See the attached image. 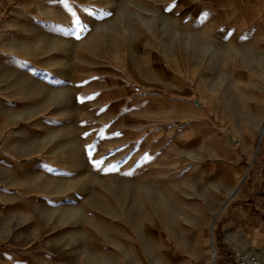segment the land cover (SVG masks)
<instances>
[{"label": "rangeland", "instance_id": "rangeland-1", "mask_svg": "<svg viewBox=\"0 0 264 264\" xmlns=\"http://www.w3.org/2000/svg\"><path fill=\"white\" fill-rule=\"evenodd\" d=\"M263 119L264 0H0V264H234Z\"/></svg>", "mask_w": 264, "mask_h": 264}, {"label": "built area", "instance_id": "built-area-1", "mask_svg": "<svg viewBox=\"0 0 264 264\" xmlns=\"http://www.w3.org/2000/svg\"><path fill=\"white\" fill-rule=\"evenodd\" d=\"M234 264H264V246H251L249 249L238 251Z\"/></svg>", "mask_w": 264, "mask_h": 264}, {"label": "crops", "instance_id": "crops-1", "mask_svg": "<svg viewBox=\"0 0 264 264\" xmlns=\"http://www.w3.org/2000/svg\"><path fill=\"white\" fill-rule=\"evenodd\" d=\"M263 126H264V119L262 120V123H261V125L259 126V130H260L261 132H262V127H263ZM235 190H236V192H235ZM238 190H239V187L234 188V189L231 191V193H230V197H229V199H231V198H233L234 196H236ZM213 215H215V216H214L213 223H212V228L214 229V226H215L214 222H215L216 218L219 216V212H215V213H213ZM216 215H217V217H216ZM212 246L214 247V244H213V243H212ZM213 247H212V248H213ZM245 249H247L246 246H245L244 249H242V250H245ZM212 256H213V251H212V253H211V258H210V260H211V264L213 263Z\"/></svg>", "mask_w": 264, "mask_h": 264}, {"label": "bare ground", "instance_id": "bare-ground-1", "mask_svg": "<svg viewBox=\"0 0 264 264\" xmlns=\"http://www.w3.org/2000/svg\"><path fill=\"white\" fill-rule=\"evenodd\" d=\"M264 129V126L262 127V130ZM235 192H236V190H235ZM216 217H217V215H216ZM215 255V256H214ZM215 258H216V250L214 249V254H213V256H212V260H213V263L212 264H216V262H215Z\"/></svg>", "mask_w": 264, "mask_h": 264}, {"label": "water", "instance_id": "water-1", "mask_svg": "<svg viewBox=\"0 0 264 264\" xmlns=\"http://www.w3.org/2000/svg\"><path fill=\"white\" fill-rule=\"evenodd\" d=\"M264 131V129L262 130V132ZM262 137V136H261ZM261 137H260V140H259V143H260V141H261Z\"/></svg>", "mask_w": 264, "mask_h": 264}, {"label": "snow or ice", "instance_id": "snow-or-ice-1", "mask_svg": "<svg viewBox=\"0 0 264 264\" xmlns=\"http://www.w3.org/2000/svg\"><path fill=\"white\" fill-rule=\"evenodd\" d=\"M99 163V162H98Z\"/></svg>", "mask_w": 264, "mask_h": 264}]
</instances>
